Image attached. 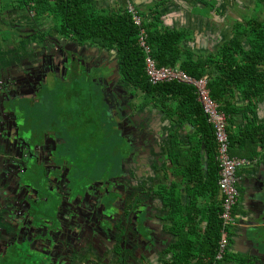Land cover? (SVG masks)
<instances>
[{
	"label": "flooded vegetation",
	"instance_id": "af4514ba",
	"mask_svg": "<svg viewBox=\"0 0 264 264\" xmlns=\"http://www.w3.org/2000/svg\"><path fill=\"white\" fill-rule=\"evenodd\" d=\"M13 12L6 22L13 42L0 45V225L10 231L0 240V264L155 263L169 249L158 245L152 260L142 261V234L159 239V227L139 177L161 166V156L145 146L156 139L134 103L140 91L128 93L113 54ZM82 83L98 89L115 123L117 136L110 124L114 135L103 138L104 148L79 145L75 123L57 124L72 116L62 114L66 102L54 89L78 96ZM58 103L60 110L52 109ZM37 209L46 217L38 219ZM13 241L24 242L19 251Z\"/></svg>",
	"mask_w": 264,
	"mask_h": 264
},
{
	"label": "crops",
	"instance_id": "0c3cea01",
	"mask_svg": "<svg viewBox=\"0 0 264 264\" xmlns=\"http://www.w3.org/2000/svg\"><path fill=\"white\" fill-rule=\"evenodd\" d=\"M96 2L100 12L131 7L148 24L159 18L161 23H157L156 28L163 27L186 35L183 49L193 53L196 62L200 58L218 57L226 44L238 37L240 29L248 33L252 25L259 26L264 22V5L259 0ZM1 12L5 13L0 14V19L9 18L6 11L0 9ZM42 23L49 29L54 27L52 21V25H48V20ZM242 42L246 43L244 39ZM215 70L209 66V80L218 77L219 72ZM128 88L133 93V88L127 85L128 93ZM219 92L226 108L235 111L229 118L228 127L233 156L250 162L239 172L238 225L227 257L221 264H264V97L247 103L241 91L227 85L222 86ZM73 97L79 100L80 94ZM134 103L143 110L141 119H148L144 125L146 133L156 139L150 147L158 150L161 156L157 157L161 166L147 170L145 177H139L144 181L157 218L154 223L159 227L156 235L159 236L160 249L164 244L169 249L165 257L160 256V260L153 264H211L217 256L223 209L216 155L218 148L213 129L208 124H178L168 110L161 107L144 108L145 99L141 91ZM195 118L194 121L200 122L203 117ZM255 148H258L257 155L249 157ZM153 170L156 173L149 178ZM251 223H258L260 227L254 231ZM251 242H255V250L261 255L254 253Z\"/></svg>",
	"mask_w": 264,
	"mask_h": 264
},
{
	"label": "trees",
	"instance_id": "16d2710c",
	"mask_svg": "<svg viewBox=\"0 0 264 264\" xmlns=\"http://www.w3.org/2000/svg\"><path fill=\"white\" fill-rule=\"evenodd\" d=\"M259 2L264 5V0ZM130 8L119 7L100 12L96 0H11V4L2 9L30 16L33 23L37 22L39 25L51 20L54 26L52 31L62 37L80 46L89 45L115 54L122 82L136 92H143L144 108L154 106L161 107L164 111L167 109L178 124H208L213 129L214 137V128L204 115L192 87L181 84H150L146 73L148 55L141 45L142 38L146 39L159 68H181L190 76L201 80L208 77L209 66L215 67L219 75L210 79V89L213 99L220 104L222 112L227 114L228 122L235 111L231 112L223 103V96L219 92L222 86L227 85L230 89L241 91L247 103L264 97V22L259 26L252 25L248 33L241 32L240 29L238 37L226 44L218 57L200 58L196 62L195 55L183 49L186 35L163 27L156 28V24L161 23L159 18L148 24L140 14L138 16L142 19V26H138ZM200 115L203 117L200 122L194 121ZM257 149L248 156L257 155Z\"/></svg>",
	"mask_w": 264,
	"mask_h": 264
},
{
	"label": "built area",
	"instance_id": "2783aa9c",
	"mask_svg": "<svg viewBox=\"0 0 264 264\" xmlns=\"http://www.w3.org/2000/svg\"><path fill=\"white\" fill-rule=\"evenodd\" d=\"M130 13L134 15L136 25L142 26V19L138 16L135 8H130ZM141 45L148 55L146 73L150 84L153 86L181 84L192 87L195 90L198 103L202 107L204 115L214 128L218 148L219 187L223 195V209L220 214L221 236L214 264H221L227 257L234 229L238 225L236 208L241 196L239 172L248 166L250 162L232 155L228 116L222 112L219 103L213 99L209 78L196 79L181 68H159L156 60L152 57L151 49L147 46L145 38H142Z\"/></svg>",
	"mask_w": 264,
	"mask_h": 264
},
{
	"label": "rangeland",
	"instance_id": "374dc122",
	"mask_svg": "<svg viewBox=\"0 0 264 264\" xmlns=\"http://www.w3.org/2000/svg\"><path fill=\"white\" fill-rule=\"evenodd\" d=\"M8 4H11V0H0V9L6 8ZM8 11H6L7 13ZM5 12H1L3 14ZM13 10L12 13L13 14ZM9 14V17H11ZM19 15V14H18ZM30 17V16H29ZM8 18L5 21L0 22V45L3 44H12L13 40L11 37L10 32L13 29L12 27L7 24ZM47 22V21H46ZM48 25H52L51 20H48ZM23 25V23H22ZM43 27L47 28L42 25ZM44 28V29H45ZM47 34V33H46ZM7 40V41H6ZM66 90V89H65ZM79 90H82L85 93H80L79 101L77 102L74 97L69 96L65 91H60L59 88L56 86L54 91L58 94V96L66 102L65 106L63 107L62 114L64 115H71L70 122L67 119L58 120L57 117L54 115L51 117V120H58L60 123L57 124H73L78 127L79 134H81V141L78 143L79 145L84 144H92L94 147L97 145L105 147V142L103 141L109 137V135H114L112 132L109 131V125H113V129L115 130V136H117V131L115 127V123L112 122L110 115L108 114L107 106L104 105V100L101 95H98V89L94 87V85H90L88 83H82L79 87ZM52 109L60 110V104L58 105H51ZM74 112V114L70 113ZM59 116V113H58ZM87 119H89V124L87 123ZM79 123V124H78ZM92 126L95 129L91 130L90 132L87 131V127ZM62 129L61 127H59ZM99 134V140H95L94 134ZM114 138L112 141H114ZM117 158H113V165L117 171L119 169V162ZM116 162V163H115ZM52 221V220H51Z\"/></svg>",
	"mask_w": 264,
	"mask_h": 264
},
{
	"label": "water",
	"instance_id": "95a60500",
	"mask_svg": "<svg viewBox=\"0 0 264 264\" xmlns=\"http://www.w3.org/2000/svg\"><path fill=\"white\" fill-rule=\"evenodd\" d=\"M129 119L130 118H128V120ZM145 146L146 147H150V143L147 141L145 143ZM36 217L38 219L39 218H45L46 215L44 213H42L39 209H37V215H36ZM250 227H252V228L254 227L253 230L255 231L256 228H259L260 227V225L258 223H255V224H252L251 223ZM16 228H17L16 225H14L13 226V229L15 230V233H16ZM0 233H1L0 234V240H5V242H7V239L9 238V233H10V231L8 230V227L5 229L3 225H0ZM142 236L144 237V239L141 238L142 255H143L142 261L145 260L147 262H150L152 260L151 257L154 256V253L158 249L159 240H158V237L154 236V234H152L151 236H144L142 234ZM22 244H24V242H20V241H13L12 242V246H14V249L16 251H19L18 247L19 246H22ZM251 246L254 248V253H259L261 255V253L259 251H256L255 250V242H251ZM54 250L58 251L59 248L55 247ZM248 263H250V262H247V264Z\"/></svg>",
	"mask_w": 264,
	"mask_h": 264
}]
</instances>
